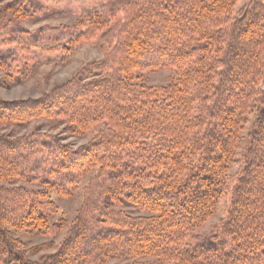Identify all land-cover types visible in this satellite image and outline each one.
Returning a JSON list of instances; mask_svg holds the SVG:
<instances>
[{
    "label": "trees",
    "instance_id": "1",
    "mask_svg": "<svg viewBox=\"0 0 264 264\" xmlns=\"http://www.w3.org/2000/svg\"><path fill=\"white\" fill-rule=\"evenodd\" d=\"M238 2L124 0L48 46L43 29L12 23L53 18L56 0H0L5 87L96 43L120 17L99 60L38 98H0V264H264V0ZM162 71L166 84L146 82ZM38 121L91 137L73 147L10 130ZM77 191L68 222L59 201ZM224 198L220 224L198 233ZM20 233L64 237L34 262L52 246L27 249Z\"/></svg>",
    "mask_w": 264,
    "mask_h": 264
},
{
    "label": "rangeland",
    "instance_id": "2",
    "mask_svg": "<svg viewBox=\"0 0 264 264\" xmlns=\"http://www.w3.org/2000/svg\"><path fill=\"white\" fill-rule=\"evenodd\" d=\"M13 1V0H7ZM55 1V0H52ZM54 6L59 11V14L53 18L34 21L26 19L21 22H13L20 27L27 29L28 31H36L38 29H43L42 38L39 41V45L53 44H64L67 42L69 37L78 31L75 29L77 22L80 18L90 14L91 12L100 11L103 15H114L117 10H119L124 3V0H56ZM248 0H239L235 6V11L245 5ZM120 21V17L116 16V20L111 25V30L103 38L99 39L96 43L84 44L68 54H59L55 57L46 60L44 56V62L36 64L34 67L30 68V72L26 79L18 83L17 85H11L8 87L0 86V98L8 101L22 100L27 98H38L43 93L50 90L52 87L68 80L82 65L99 60L103 53L106 51L108 46L113 42V37L116 32L117 24ZM170 71H162L157 73L148 74L145 80L150 85H162L166 84L173 75ZM1 79V74H0ZM16 135L24 136L32 131L41 130L44 133L52 135L63 136L64 142L72 145L73 147H78L86 143L91 135H87L84 138H76L69 136L68 133L62 132L63 127L55 126L54 123L49 121H38L29 124L24 128H11ZM236 168L230 174L231 177L234 176ZM79 192L77 191L74 196L70 199L60 200L59 205L65 217L69 222L76 214L79 207L80 198ZM227 208V198H224L220 204L218 213L209 220L198 233L209 235L215 228L220 224L222 219L225 217ZM20 239L26 246L27 249H32L36 247H43L46 245H51L52 247H44L36 254H29L30 260L38 262L42 257L50 255L56 251L57 245L61 242L64 236H59L57 238H52L50 236H41L37 234L30 233H20L14 236ZM203 237V236H197ZM152 264H166L161 263L153 259H149ZM118 262H110L108 264H117Z\"/></svg>",
    "mask_w": 264,
    "mask_h": 264
}]
</instances>
